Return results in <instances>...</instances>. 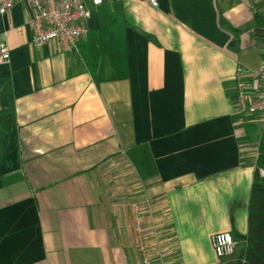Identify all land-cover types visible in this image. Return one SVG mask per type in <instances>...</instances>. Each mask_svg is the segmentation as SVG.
<instances>
[{
	"label": "crops",
	"instance_id": "crops-1",
	"mask_svg": "<svg viewBox=\"0 0 264 264\" xmlns=\"http://www.w3.org/2000/svg\"><path fill=\"white\" fill-rule=\"evenodd\" d=\"M86 6L73 52L32 44L24 1L0 19V264H238L264 119L237 73L249 103L264 0Z\"/></svg>",
	"mask_w": 264,
	"mask_h": 264
},
{
	"label": "built area",
	"instance_id": "built-area-1",
	"mask_svg": "<svg viewBox=\"0 0 264 264\" xmlns=\"http://www.w3.org/2000/svg\"><path fill=\"white\" fill-rule=\"evenodd\" d=\"M18 1H24L31 8L28 19V28L31 33V42L34 46H42L52 41H57L64 52L76 50V42L87 32L86 23L90 19L87 9V1L94 6H100L108 1L119 0H0V19L5 16ZM153 7L159 6V0H145ZM10 62V50L4 35L0 34V65ZM238 100L236 107L240 114L261 115L264 119V67L253 70V89L256 97L248 103L245 83L242 81V69L237 73ZM264 179V167L256 169ZM149 226L136 227L139 239V247L145 251L144 234L148 231L157 234V225L150 201L147 202ZM213 250L218 258L233 256L239 242L229 232L214 234L211 238ZM145 264H149L148 258Z\"/></svg>",
	"mask_w": 264,
	"mask_h": 264
},
{
	"label": "trees",
	"instance_id": "trees-1",
	"mask_svg": "<svg viewBox=\"0 0 264 264\" xmlns=\"http://www.w3.org/2000/svg\"><path fill=\"white\" fill-rule=\"evenodd\" d=\"M264 167V134L259 145L257 168ZM245 241L238 264H264V179L255 172L248 206V232L237 234Z\"/></svg>",
	"mask_w": 264,
	"mask_h": 264
},
{
	"label": "rangeland",
	"instance_id": "rangeland-1",
	"mask_svg": "<svg viewBox=\"0 0 264 264\" xmlns=\"http://www.w3.org/2000/svg\"><path fill=\"white\" fill-rule=\"evenodd\" d=\"M237 254H238V253H236L235 255H233V256H234V258H237Z\"/></svg>",
	"mask_w": 264,
	"mask_h": 264
}]
</instances>
